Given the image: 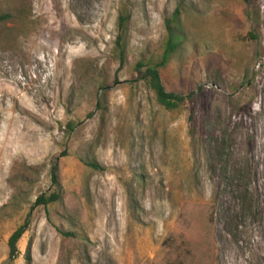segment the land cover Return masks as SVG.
<instances>
[{
	"label": "rangeland",
	"instance_id": "374dc122",
	"mask_svg": "<svg viewBox=\"0 0 264 264\" xmlns=\"http://www.w3.org/2000/svg\"><path fill=\"white\" fill-rule=\"evenodd\" d=\"M177 7L161 78L193 101L168 112L135 66ZM53 164L61 201L34 207ZM28 245L30 264H264V0H0V264Z\"/></svg>",
	"mask_w": 264,
	"mask_h": 264
},
{
	"label": "trees",
	"instance_id": "16d2710c",
	"mask_svg": "<svg viewBox=\"0 0 264 264\" xmlns=\"http://www.w3.org/2000/svg\"><path fill=\"white\" fill-rule=\"evenodd\" d=\"M180 8L177 7L175 12L166 20V34L163 43V50L159 57L155 60L150 59L146 61L138 62L135 66V71L141 73V78L145 82L149 91L153 94L155 102L159 107L165 111L172 112L178 110L185 102L193 101V94H189L186 97L182 95H176L174 93L167 92L161 78V70L166 68L170 63L172 57L180 47L182 42V34L178 28L180 20ZM7 17V16H5ZM3 18V17H2ZM128 21V16L120 15L117 22V30L115 36V53L119 62L120 67H123L126 57L127 49V30L126 24ZM254 39V36H250ZM193 121V110L189 111L188 122L192 124ZM193 125V124H192ZM194 126V125H193ZM193 129V127H192ZM72 129H70L71 131ZM190 134L193 132H191ZM85 166L93 171L103 172L105 168L100 166L95 160L87 161L84 163ZM50 183L52 185L53 191L51 193H46L40 195L36 198L34 202V207H44L49 205H54L61 201V185L59 180V168L57 164H53L50 168ZM26 223L18 227L9 237L8 246V262H11L17 253V243L25 231ZM63 237H74V233H65L58 231ZM25 262L26 264L31 263V249L28 245L25 252Z\"/></svg>",
	"mask_w": 264,
	"mask_h": 264
}]
</instances>
